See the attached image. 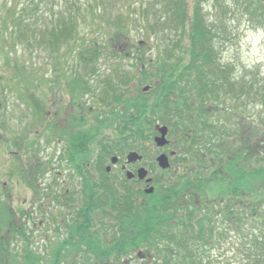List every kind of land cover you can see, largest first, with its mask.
I'll return each instance as SVG.
<instances>
[{
    "label": "trees",
    "instance_id": "1",
    "mask_svg": "<svg viewBox=\"0 0 264 264\" xmlns=\"http://www.w3.org/2000/svg\"><path fill=\"white\" fill-rule=\"evenodd\" d=\"M119 2L0 0V56L15 80L31 71L20 57L38 51L50 56L52 80L65 78L73 93H91L90 80H103L102 92L94 94L107 108L96 106L95 123L99 131L114 127L115 137L113 144L105 140L101 163L133 149L134 140L151 138L156 120L177 140L176 183L159 181L145 205L114 192L107 171L95 183L91 173L83 175L80 221L71 219L74 234L82 227V236L74 241L92 250L89 262L98 264H130L127 257L138 249L146 258L154 251L155 264H264V75L244 68L239 74L236 63L223 60L221 45L230 37L220 40L214 16L240 9L264 25V0H233V9L225 0H137L131 13ZM133 24L144 39L136 40ZM148 43L153 56L143 52ZM149 78L156 98L140 103L150 91L134 99L131 86ZM5 212L1 208L0 233L11 223H1ZM232 232L238 240L233 255L224 257L215 250ZM7 249L0 237L6 262ZM13 255L17 264L40 262L33 251Z\"/></svg>",
    "mask_w": 264,
    "mask_h": 264
},
{
    "label": "rangeland",
    "instance_id": "2",
    "mask_svg": "<svg viewBox=\"0 0 264 264\" xmlns=\"http://www.w3.org/2000/svg\"><path fill=\"white\" fill-rule=\"evenodd\" d=\"M118 1H121L118 4L120 10H123L126 13H131V11H133L131 9L137 7L134 3V1L137 0ZM225 1L226 4H229L231 9L234 8L235 5L232 4L233 0ZM208 9L210 10V7ZM214 10L215 9L213 8V12ZM134 14L135 13L132 14V17ZM214 16L221 32L220 40H225L224 38L230 37V39L226 40L227 42L224 46L221 45L223 60L227 62L233 61L236 63L237 73L239 74L241 73V69L244 68L247 70H259L258 72H260L261 75H264V25L255 24V21L250 19L249 15L243 13L240 9L237 10L234 16H232L231 13L224 14L215 10ZM90 22L92 23L91 19H88L87 24ZM223 25L224 27H222ZM87 26L89 25H85L84 27ZM102 27H113V25L105 23ZM133 34L137 41L144 39V35L138 32L137 27L134 24ZM152 47L154 46L148 43L147 48L143 50L144 54L146 53V55L153 56L155 53L152 54V50L150 51ZM155 51L156 49L154 48V52ZM48 58H50V56L44 51L42 53L38 51L35 52L34 55L27 54L20 57L21 61H27L28 59V69L31 71H21L19 76L22 78L20 80H15L12 75L13 71L9 68L10 66L4 63L2 57L0 56V75L4 76V78L0 79V210L1 208L5 209V214L7 213L9 216V218L8 216L5 217L4 214L1 223L7 222L8 220H11V222H16L15 220H18L19 222L21 221L19 226L14 225V228H10L7 223H3V232L0 233V237L2 239V243L10 247L7 251H10L9 254L11 253V258L8 262L0 259V264H17V259H15L13 254L21 252L23 245L20 240L16 241L15 238L18 239V235L21 233V224L23 222L27 227V232L32 233L33 229L34 235L38 237L36 239H40L41 243L47 230H51L50 224L52 223L47 224L49 225V228H47L44 232L43 229L46 228V226L40 227L38 224L39 221H43L45 218H47L48 221V217L50 216L51 220L53 217V220L56 219L59 221V219L64 216L67 213L66 211L70 208V203L67 205L68 208L66 209L63 204H56L52 200L51 204L46 206V209H43L44 211L37 213L39 210L37 203H39V201L34 196L35 189H33V187L36 186L35 184L38 177H41L44 182L48 183V186H50L49 190L45 189V192L50 190L54 191L55 189L61 190L62 187L64 189H71L77 193L76 196H78L79 200L83 203L81 191V181H83V179H80L79 175H76V173L71 176L67 170L65 172L62 171V174H59V170L57 171L59 167L57 165L59 160L57 161L58 158L56 156L60 154L62 145L53 140L54 132H52V130L54 128L49 117V112L53 111V109L50 107L49 97L53 96L58 99L63 98L61 103L62 105L67 103L68 108L71 104H75L77 106V111L74 109L75 111L73 112L75 114L79 113L82 120L85 119L84 116H86L87 121L85 120V122L79 127L74 125V129L82 128V130L86 132V135L88 133L91 135V138L88 137L87 144L85 146L86 148L84 149L89 162L91 161V163H93L95 158L101 155L104 156L106 153L104 150L106 141L112 143L111 139L115 137L114 127L109 126L107 128H103L100 125L101 130L99 131L98 124L95 123V116L97 115L96 106H98V109L102 110L107 108L106 106L97 104L94 94L97 93V95H99V93L102 92L101 87L103 86V80L102 82L98 78L90 80L92 88L95 89L91 93L88 92L82 94L80 90H78L79 92L77 91V94L73 93V88L67 85L65 78H61L57 82H54V79L52 80L55 76L54 71L52 70V65L50 69L49 63L45 62ZM110 66L111 65L107 64V68H110ZM98 68L100 70L105 69V61L102 62L101 65L98 64ZM150 69L153 70L154 67H151ZM3 71L6 73L3 74ZM9 73L10 75H8ZM155 79L156 78H154V80ZM152 81L153 78H149V80L142 82L141 80H134V83L131 86L133 87V90L131 91L132 95L130 96L134 99L138 98L140 94L145 93L142 90L143 86ZM140 97H143L140 98V103H143L142 101L144 99H149V101L153 103L156 98V92L150 91ZM79 104H82V107H79ZM78 107L82 109H79ZM251 107L249 109H251ZM253 109L256 111L260 108L258 106H253ZM159 122L160 121L158 120L153 121L150 126L156 129L155 125ZM91 126L95 127L89 130ZM148 132L149 135L153 133L152 129L148 130ZM154 136L155 134L143 142H140V140H134V149L138 150L144 156L142 165L144 164V167L149 169V174L153 177L155 186H157L159 181L162 183L167 182V184L170 181H172V183H176L175 180L177 177V171H174V166L180 168V163L182 162L177 161L178 163H175L172 170L161 171L157 165L156 157L163 151L167 152V148L158 147L154 141ZM169 139L177 141L173 134L169 135ZM174 147L176 148V146ZM128 151L124 153L122 152L123 154L119 153V151L109 154L108 157L102 161V163L100 162L98 173H95L96 176L93 177V182L95 183L96 180L101 179V175L106 173L105 167L108 164L113 165L111 163V157L113 155H118L124 159L126 158ZM6 152L9 157L8 163L10 167H12L11 171H13L12 174H8L9 176L4 174V168L6 167V162H4L6 159ZM52 167L56 170V172H58V175L54 176V173L56 174V172L55 170H51ZM187 168H192L190 161L187 162ZM107 176L110 177L109 181L115 185L116 190H114V192H118L119 194L121 193L122 195L129 194L132 199H134V194H138L136 190H145V187H140L135 181H130V184L125 183L124 178L126 177L120 173L118 165H114V168ZM27 184L29 186L33 184V186L28 188ZM129 186L132 188L131 193L128 189H126V187L129 188ZM133 191L135 192L132 193ZM197 192V189H190V193L194 194ZM44 200L49 201L48 198H44ZM135 204L139 205L137 202H135ZM9 213H12V216L15 215V217H13L15 219L10 217L11 214ZM19 215L20 217L16 219V216ZM94 217L96 218L95 215ZM79 221L80 219H78V222ZM24 234H26V231H24ZM38 235H40V237ZM230 235L232 237L229 238L228 235L226 239L224 238L220 248L215 250L217 253L221 252L224 257L233 255V245L238 240L237 232H232ZM81 236L82 227L78 228L75 231V234L73 232L70 236V246L68 248H70L71 251L70 255L67 257V259L71 257V259L68 260V263L70 264L85 262L90 263L89 252L92 250H88L87 248H78V241H74L77 238L80 240ZM38 246H40V244ZM138 250H133V252L130 253L131 255L127 257L128 263L155 264L158 260L154 251H151L149 258L141 260V258L137 257ZM36 252L38 251L36 250ZM78 252L80 254L82 253V256H79V254H77ZM37 256V261H39L42 255L39 254ZM45 257L48 258L47 255L44 256V258ZM80 258H83L86 261L83 262ZM66 263L67 261H65V264ZM28 264L33 263L29 262ZM99 264L105 263L103 262Z\"/></svg>",
    "mask_w": 264,
    "mask_h": 264
},
{
    "label": "flooded vegetation",
    "instance_id": "3",
    "mask_svg": "<svg viewBox=\"0 0 264 264\" xmlns=\"http://www.w3.org/2000/svg\"><path fill=\"white\" fill-rule=\"evenodd\" d=\"M49 100H50V107L53 109V111L49 112L50 121H52L53 128H54L52 130V132H54L53 140L62 145L60 154L56 156L58 158L57 161L59 160L57 164L59 166L57 171L59 170L58 171L59 174H62V171L65 172L67 170L71 176L76 173V175H79L80 179H83L84 178L83 175H86L87 173H91L93 176H96L95 173H98V170H99V164H100L99 157L100 156L95 158L93 163H91V161L90 162L88 161V158L86 157V152H84L85 151L84 149L86 148L85 146L87 144L88 136L86 135V132L82 130V128L74 129L75 128L74 125H77L76 127H79L85 122V120L87 121L86 116L83 115L85 119L82 120L81 115L79 113L75 114L73 112L77 109V106L75 104H71L69 108L67 106V103L62 105L61 101H63V98L58 99L56 97L51 96L49 97ZM79 107H82V104H79ZM79 109H82V108H79ZM169 140H170L169 145L166 146L167 148L166 153L173 154L174 152H176L173 156H171V158H173L178 153V149H177L178 144L174 139H169ZM174 146H176V148ZM8 159L9 157L6 152V159L4 160V162H6V167L4 168V174L6 176L8 174H12L13 172L11 171L12 167H10L8 163ZM142 163H143V159L142 161H138V162H128L126 158L123 159L119 157L117 162L114 163L111 166V168L108 169V165H111V164H108L105 167V170L109 173L114 168V165H118L120 169V173H122V175L126 174L128 170L136 173L140 167L144 166V164L142 165ZM159 169L161 171L166 170L160 167ZM172 169L173 167H170V169H167L166 171H169ZM178 169H179L178 167L174 166V171H178ZM51 170H55V169L52 167ZM58 172H56V174L54 173V176L58 175ZM130 181H135L140 187L141 186L142 188L145 187V189L149 185H154L153 179H152V182L148 184V182L146 181V178L139 179L137 176H134L129 179L127 178L125 180V183L130 184L131 183ZM81 184H82L81 191L83 193V190H84L83 182ZM35 185L36 186L33 187V189H35L34 196L39 201V203H37V206L39 209L37 213L44 211L43 209L44 208L46 209V206H49L52 200L56 204H59V205L63 204L66 209L68 208L67 205L70 203V208L69 210L66 211L67 213L59 219V221L56 219L53 220V217L51 220V216L48 217V221H47V218H45L43 221H39L38 224L40 227L46 226V228L43 229L44 232L47 228H49V225H47L48 223L53 224V225L50 224L51 230L50 231L47 230V232L44 234L45 236L43 237L41 243H40V239H36L38 237L34 235L33 229H32V233L27 232V227L24 225V222H23L21 224V233H19L18 235V241L20 240L21 244L23 245L20 253L24 254V251L25 252L33 251L37 255L41 254L42 256H41V259L39 260L40 262L34 263V264H65V261H67L66 264H70L68 263V260H70L71 257L68 259L67 257L68 255H70L71 249L68 247L70 246V236L73 233V225H72L71 219H74V218L77 220L79 219L78 215L80 214V206L82 202L79 200V197L76 196L77 193L71 189H67V188L64 189L62 187L61 190L55 189L54 191L50 190V191L45 192V189L49 190L50 186H48L49 184L45 183L41 177L37 178ZM32 186L33 184H31V186L27 184L28 188ZM126 188L131 193L132 188L130 186L129 188L128 187ZM136 191L138 192V194H134V199H136L135 202L141 205L147 204L151 198V195L153 194V193L148 194L145 192V190L144 191L136 190ZM134 192L135 191H133L132 193ZM79 195H80V192H79ZM44 198H48L49 201L44 200ZM73 200H76V201H73ZM73 207H76V210H73ZM18 217H20V215L16 216V219H18ZM15 221H16L15 223L14 222L9 223L8 226L10 228H14V225L19 226V223H21V221L20 222L18 220H15ZM24 231H26V234H24ZM38 236L40 237V235ZM29 244H30V247L26 248V246ZM39 244L40 246H38ZM36 250L38 252H36ZM77 254H79V256H82V253L80 254L78 252ZM46 255L48 256V258L46 257L44 258V256ZM80 260L83 262L86 261L83 258H80ZM141 260H145V259L141 258ZM78 264H93V263L85 262V263H78Z\"/></svg>",
    "mask_w": 264,
    "mask_h": 264
},
{
    "label": "water",
    "instance_id": "4",
    "mask_svg": "<svg viewBox=\"0 0 264 264\" xmlns=\"http://www.w3.org/2000/svg\"><path fill=\"white\" fill-rule=\"evenodd\" d=\"M149 89V86H145L143 88L144 91H147ZM157 130L159 132V134H157L154 138V141L156 143V145L158 147H163L164 145H166L169 140L167 138V134H168V131H169V128L167 125H157ZM143 158L142 154H140L138 151L136 150H132L128 153L127 155V160L128 162H135V161H138V160H141ZM118 157L117 156H114L112 158V162L115 163L117 161ZM157 161H158V164L162 167V168H168L170 167V160H169V156L166 154V153H161L158 157H157ZM110 167H108L109 169ZM137 175L140 179H144L147 175H148V170L145 168V167H140L138 169V172H137ZM135 174L132 172V171H128L127 172V177L128 178H132L134 177ZM147 182H151L152 181V178L151 177H148L146 179ZM154 190V186H150V187H147L145 189V191L147 193H151L153 192Z\"/></svg>",
    "mask_w": 264,
    "mask_h": 264
},
{
    "label": "bare ground",
    "instance_id": "5",
    "mask_svg": "<svg viewBox=\"0 0 264 264\" xmlns=\"http://www.w3.org/2000/svg\"><path fill=\"white\" fill-rule=\"evenodd\" d=\"M171 160L173 161L174 159H173V158H171Z\"/></svg>",
    "mask_w": 264,
    "mask_h": 264
}]
</instances>
